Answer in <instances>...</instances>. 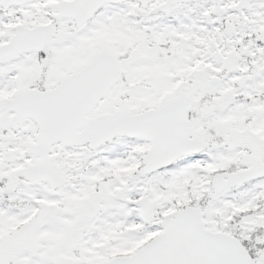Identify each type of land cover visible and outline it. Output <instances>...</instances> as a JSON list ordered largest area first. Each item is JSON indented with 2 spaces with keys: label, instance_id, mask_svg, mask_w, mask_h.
Listing matches in <instances>:
<instances>
[{
  "label": "snow or ice",
  "instance_id": "1",
  "mask_svg": "<svg viewBox=\"0 0 264 264\" xmlns=\"http://www.w3.org/2000/svg\"><path fill=\"white\" fill-rule=\"evenodd\" d=\"M0 264H264V0H0Z\"/></svg>",
  "mask_w": 264,
  "mask_h": 264
}]
</instances>
